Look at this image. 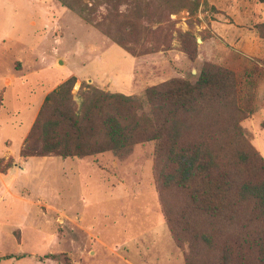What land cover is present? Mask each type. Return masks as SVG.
Here are the masks:
<instances>
[{
    "label": "rangeland",
    "instance_id": "rangeland-1",
    "mask_svg": "<svg viewBox=\"0 0 264 264\" xmlns=\"http://www.w3.org/2000/svg\"><path fill=\"white\" fill-rule=\"evenodd\" d=\"M72 2L83 9L87 20L62 0H0V76L4 81L0 84L4 126L0 136H6L5 144L14 152L19 133L30 121L19 150L0 155L1 183L8 178L4 175L9 168L24 165L27 156L20 151L45 96L71 76L75 77L70 91L74 113H80L89 90L96 88L140 99L143 107L135 110L139 118L149 112L145 88L171 79L194 81L206 65L219 69L229 74L232 84L226 105L211 108L201 103L198 111L181 113L176 119L178 132L171 127L170 134L176 132L183 144L222 136L232 147L230 142L237 139L233 125L238 123L241 143L264 159L263 3ZM27 99L34 100L31 107ZM57 106L53 101L43 107L44 122L54 121ZM14 120L21 123L13 130L8 125ZM89 127L92 134L85 133L92 146L109 144L97 132V121L92 120ZM54 131L65 136L61 124ZM67 138L71 147L77 144L73 134ZM155 147L154 140L140 141L121 150L66 156L92 159L94 170L80 164L82 180L78 182L72 174L69 186L61 179L67 171L61 166L58 193L44 194L49 201L21 197L0 201V264H186L187 246H179L172 237L157 189L158 174L166 175L177 164L164 155L156 163ZM31 156L66 158L54 153ZM6 163L10 167L1 172ZM42 171L45 174V168ZM21 193L35 192L22 186ZM81 195L89 201L81 202ZM50 254L55 257H47Z\"/></svg>",
    "mask_w": 264,
    "mask_h": 264
},
{
    "label": "trees",
    "instance_id": "trees-1",
    "mask_svg": "<svg viewBox=\"0 0 264 264\" xmlns=\"http://www.w3.org/2000/svg\"><path fill=\"white\" fill-rule=\"evenodd\" d=\"M62 1L88 19L72 0ZM258 1L264 4V0ZM74 82L71 76L45 96L44 108L53 101L59 105L54 121H43L42 107L20 151L22 156L54 153L83 157L154 140L156 163L164 155L168 162L177 164L166 175L158 174L157 189L172 237L179 246H187L186 264H264V159L241 143L238 123L233 125L237 139L230 142L232 147H228L229 140L216 135L208 141L183 144L176 133V119L181 113L198 111L201 103L211 108L226 105L232 87L228 73L206 65L194 81L171 79L145 88L143 98L149 112L139 118L135 110L143 107L140 99L96 88L89 90L80 113H74L70 106ZM92 120L98 122L97 132L108 139L106 146L94 147L87 140L92 134ZM59 124L65 136L54 131ZM171 127L176 129L173 136ZM85 130L90 131L88 135ZM72 134L78 140L74 147L67 143ZM220 156L226 157L229 164L223 163ZM237 161L241 167L236 166ZM10 165L6 163L1 172Z\"/></svg>",
    "mask_w": 264,
    "mask_h": 264
},
{
    "label": "crops",
    "instance_id": "crops-1",
    "mask_svg": "<svg viewBox=\"0 0 264 264\" xmlns=\"http://www.w3.org/2000/svg\"><path fill=\"white\" fill-rule=\"evenodd\" d=\"M2 76H0V84L4 83V81H1ZM11 86V85H10ZM27 105L30 107L34 104V100L27 99ZM36 103V102H35ZM12 118L6 119V121L11 120ZM21 123L20 121L14 120L13 122H10L12 125H7L10 127V129H16L17 126L15 124ZM30 127V121H27L26 128L22 130L19 133V136L17 139L19 140V146L24 141L25 135ZM4 126L1 123L0 119V132L3 130ZM0 155H8L12 153H16L19 150V146L16 152L13 151L12 146L7 147L6 146V136H0ZM11 140V139H10ZM80 164H84V166L90 170H94L93 168V161L92 159L86 158H77V157H66L63 159H56L48 156L39 157V156H27L24 160V165L21 166L18 170L15 168H9L8 174L4 175L8 177L4 183H1V180L3 179V174L0 173V201L10 200V198L14 199L16 197L24 198L28 201L33 202V199H40L42 201H49L45 197V193L50 191V193H58L55 191L56 187L58 186L56 184V181L58 180V172L61 166H63L64 171L62 174V178L64 182L68 183L70 186V178L73 174L74 176L78 178V182H81L82 180V168ZM45 168V174L42 171V169ZM80 168V169H79ZM76 169V170H75ZM41 174V175H40ZM76 178V179H77ZM67 184H63L64 187H69ZM22 186H25L26 188L31 189L34 191V194H22L21 189ZM47 191V192H46ZM57 195V194H56ZM59 195V194H58ZM80 201L83 203H87L89 201L86 199L83 195L80 196ZM11 202V200L9 201Z\"/></svg>",
    "mask_w": 264,
    "mask_h": 264
},
{
    "label": "water",
    "instance_id": "water-1",
    "mask_svg": "<svg viewBox=\"0 0 264 264\" xmlns=\"http://www.w3.org/2000/svg\"><path fill=\"white\" fill-rule=\"evenodd\" d=\"M197 41H200V39H197Z\"/></svg>",
    "mask_w": 264,
    "mask_h": 264
}]
</instances>
